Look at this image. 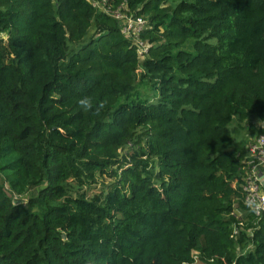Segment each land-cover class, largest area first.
<instances>
[{
    "label": "trees",
    "instance_id": "trees-1",
    "mask_svg": "<svg viewBox=\"0 0 264 264\" xmlns=\"http://www.w3.org/2000/svg\"><path fill=\"white\" fill-rule=\"evenodd\" d=\"M93 1L0 0V264H264V217L233 213L264 0H105L146 20L143 57Z\"/></svg>",
    "mask_w": 264,
    "mask_h": 264
},
{
    "label": "built area",
    "instance_id": "built-area-1",
    "mask_svg": "<svg viewBox=\"0 0 264 264\" xmlns=\"http://www.w3.org/2000/svg\"><path fill=\"white\" fill-rule=\"evenodd\" d=\"M99 3L98 8L121 20L122 32L127 37H132L133 43L137 46L138 54L143 57L147 52L148 43L140 40L138 34L148 27L146 20L142 16L128 14L127 9L123 13L124 8L122 7H127L125 3L117 8L107 6L105 0ZM115 12L119 14L122 12L123 14L118 17L114 14ZM239 186L245 209L235 208L233 213L240 220V224L243 223V219L248 214L253 215V224H257L258 220L264 217V131L256 133L254 137H249L247 140L246 152L240 168ZM198 261L200 260L194 256V264Z\"/></svg>",
    "mask_w": 264,
    "mask_h": 264
},
{
    "label": "rangeland",
    "instance_id": "rangeland-1",
    "mask_svg": "<svg viewBox=\"0 0 264 264\" xmlns=\"http://www.w3.org/2000/svg\"><path fill=\"white\" fill-rule=\"evenodd\" d=\"M94 4L100 5L99 2L94 1ZM125 6V5H124ZM98 7V6H97ZM124 8L123 13L125 12V10L127 9V7H122ZM122 12H120V14H123ZM116 16H120V14L118 12L114 13ZM124 22V20H123ZM90 33H92V30L90 31ZM0 38H3V40H5L7 38V35L5 33L0 34ZM137 91V96L139 97H147L149 99H153L154 97V92L150 89V87L148 85H139L136 89ZM249 124L251 125V127H253L254 130H250L249 129ZM261 126V121L259 120V118L257 116H250L249 120L246 122L242 123V129H241V135H239V137L241 139H243L244 141H247L249 137H254L255 134L257 133V129H259V127ZM114 179L109 177L108 175H103V176H97L94 182L89 183L88 185L83 186L82 190L85 191V194L87 195V197H91L93 194L102 191H106L108 189V187L113 183ZM73 194H77L78 190L77 189H73ZM26 197L27 194L23 195V196H16L15 200L16 201H23V203L26 202ZM195 264H204L201 261H198Z\"/></svg>",
    "mask_w": 264,
    "mask_h": 264
},
{
    "label": "clouds",
    "instance_id": "clouds-1",
    "mask_svg": "<svg viewBox=\"0 0 264 264\" xmlns=\"http://www.w3.org/2000/svg\"><path fill=\"white\" fill-rule=\"evenodd\" d=\"M77 102L82 110L91 111L95 115H99L105 108V102L103 100L96 101L95 98L90 95L81 96ZM89 264H91V261H89Z\"/></svg>",
    "mask_w": 264,
    "mask_h": 264
}]
</instances>
